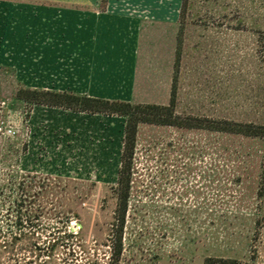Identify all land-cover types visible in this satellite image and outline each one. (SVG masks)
I'll list each match as a JSON object with an SVG mask.
<instances>
[{"label": "rangeland", "instance_id": "rangeland-1", "mask_svg": "<svg viewBox=\"0 0 264 264\" xmlns=\"http://www.w3.org/2000/svg\"><path fill=\"white\" fill-rule=\"evenodd\" d=\"M36 1L0 0L2 119L19 128L0 140V264H264V136L141 125L116 260L125 119L15 95L40 76L107 99L173 97L181 115L264 127V0H186L184 11L183 0H49L108 7L74 17L60 8L53 21ZM17 211L38 216L18 225Z\"/></svg>", "mask_w": 264, "mask_h": 264}, {"label": "trees", "instance_id": "trees-1", "mask_svg": "<svg viewBox=\"0 0 264 264\" xmlns=\"http://www.w3.org/2000/svg\"><path fill=\"white\" fill-rule=\"evenodd\" d=\"M186 8V0H183L182 11ZM16 98L23 101L28 106L42 105L47 107L61 108L72 112H84L88 114L117 115L125 119L123 148L121 154V164L118 171L117 186L115 189L117 199V228L118 237L112 244L113 259L118 260L122 251L121 231L124 223L125 213L130 199V183L134 173L133 156L141 125L175 126L181 129L201 128L208 131H218L230 134H241L250 137L264 136V127H255L252 124H243L227 120H208L178 114L175 109L174 98L171 97L168 104L159 103H135L133 101L120 99H107L79 94L71 91L43 90L21 87L16 90ZM19 188L25 189V183L18 184ZM24 199H14L13 204L22 210ZM23 215L17 211L18 225L33 224L37 218ZM22 239L15 236L16 243ZM34 241V248H39ZM54 245H52L53 247ZM51 247V248H52ZM48 256V255H47ZM211 259H207L208 264ZM221 264H236V260L218 259Z\"/></svg>", "mask_w": 264, "mask_h": 264}, {"label": "crops", "instance_id": "crops-1", "mask_svg": "<svg viewBox=\"0 0 264 264\" xmlns=\"http://www.w3.org/2000/svg\"><path fill=\"white\" fill-rule=\"evenodd\" d=\"M36 4H37V6H39V7H41V10H42V16H46V20L47 19H50V20H54L55 19V17L54 16H57L56 14H54L55 13V11L56 10H59L60 8H62V9H65V10H67L68 12L66 13V16H72V17H74L75 15H76V10H78V11H80V13H87V14H91L92 12H97L96 14L94 13V15H96V16H99L98 15V11L100 12V15H106V14H108L107 12V8L108 7H103V9L102 8H97L96 6H89V5H86V6H83V7H77L76 6V4H74V3H63V2H57V1H49V0H42V1H36L35 2ZM80 6V5H79ZM107 6V5H106ZM43 10H47V11H43ZM51 10H53L52 12H50ZM108 10H111V8L110 9H108ZM44 12L46 13V14H44ZM103 13V14H102ZM44 18V17H43ZM47 22V21H46ZM47 26V25H46ZM75 25H73V26H70V25H68V28L69 27H72V28H74V29H76L75 27H74ZM72 30V29H71ZM46 31H48V32H53L54 30L53 29H51V30H46ZM45 31V32H46ZM74 31H76V30H74ZM87 31V30H86ZM57 50V49H56ZM45 52H55L54 51V49L53 48H50V49H47ZM44 57H53L54 56V54L53 55H43ZM57 57V56H56ZM54 58V57H53ZM45 68H48V70L50 69V68H53V67H44L43 68V70L45 69ZM52 74L53 73H55L56 71L53 69L52 71H50ZM44 73V72H43ZM49 73V72H48ZM51 73H49V74H51ZM80 73H83L84 75L83 76H85V74H89V73H87V72H80ZM71 73H69V75H70ZM75 73H73V75H74ZM77 76H81L80 74H79V71L77 72ZM76 75V74H75ZM74 75V76H75ZM74 79L75 78H73V81H74ZM58 80L59 79H57V81L55 80V79H53V78H51V80H47V79H43L42 77H40V76H37L36 77V80H35V85L34 86H25V87H27V88H32V89H43V90H58V91H67L66 90V86H61V84H59L58 83ZM85 80L87 81V82H89V86H90V81H91V79H87V77H85ZM78 81H80L79 79L78 80H76V81H74V85H75V88H76V84L78 83ZM83 81V80H82ZM81 81V82H82ZM78 86H80V85H78ZM78 86H77V88H78ZM71 92H73V91H71ZM74 93H76V92H74ZM78 93V92H77ZM79 94H87V93H79ZM87 95H89V94H87ZM89 96H92V95H89ZM94 97H99V96H94ZM99 98H102V97H99ZM36 106H41V107H44V108H52V109H56V108H54V107H47V106H42V105H36ZM59 110L61 109V108H58ZM61 110H64V111H67V112H69V110H65V109H61ZM70 112H72V111H70ZM78 113H84V112H78ZM27 165H31V163L29 164V163H27ZM32 165H33V168L34 169H45V170H49V169H51V172H55V171H57L58 172V169H56V167H49L48 168V166L49 165H44L43 166V164L42 163H32ZM52 179L54 180V178L52 177Z\"/></svg>", "mask_w": 264, "mask_h": 264}, {"label": "built area", "instance_id": "built-area-1", "mask_svg": "<svg viewBox=\"0 0 264 264\" xmlns=\"http://www.w3.org/2000/svg\"><path fill=\"white\" fill-rule=\"evenodd\" d=\"M7 106V101H2L0 103V140L3 137H14L19 133V128L16 124H6L5 120L2 119L3 110H5ZM68 229L69 231L75 230V226L72 225Z\"/></svg>", "mask_w": 264, "mask_h": 264}]
</instances>
